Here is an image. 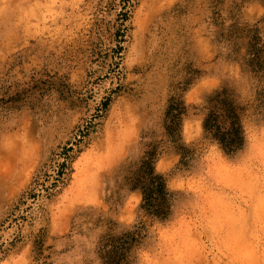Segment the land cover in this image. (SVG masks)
Masks as SVG:
<instances>
[{
    "label": "rangeland",
    "instance_id": "rangeland-1",
    "mask_svg": "<svg viewBox=\"0 0 264 264\" xmlns=\"http://www.w3.org/2000/svg\"><path fill=\"white\" fill-rule=\"evenodd\" d=\"M152 151L165 221L132 190ZM140 222L123 264H264V0H0V264H110Z\"/></svg>",
    "mask_w": 264,
    "mask_h": 264
},
{
    "label": "trees",
    "instance_id": "trees-1",
    "mask_svg": "<svg viewBox=\"0 0 264 264\" xmlns=\"http://www.w3.org/2000/svg\"><path fill=\"white\" fill-rule=\"evenodd\" d=\"M209 114L204 120V130L207 137L218 143L227 155H236L246 144V134L242 123L244 108H238L234 101L221 99L217 95L212 101ZM156 151L148 152L141 161V169L135 179L132 190L142 194L141 211L160 221L167 220L172 213L173 194L167 188L163 176L156 174L154 159ZM147 237V227L144 222L135 225L116 242L114 248L106 246V257L110 264H123L133 248L142 245ZM110 248V249H109Z\"/></svg>",
    "mask_w": 264,
    "mask_h": 264
}]
</instances>
